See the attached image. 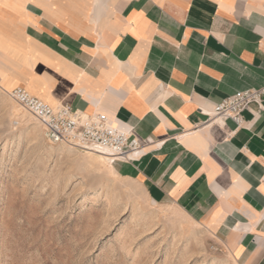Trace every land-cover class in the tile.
<instances>
[{
	"label": "crops",
	"instance_id": "0c3cea01",
	"mask_svg": "<svg viewBox=\"0 0 264 264\" xmlns=\"http://www.w3.org/2000/svg\"><path fill=\"white\" fill-rule=\"evenodd\" d=\"M264 0H0V89L105 113L141 148L118 171L173 205L235 264H264Z\"/></svg>",
	"mask_w": 264,
	"mask_h": 264
},
{
	"label": "rangeland",
	"instance_id": "374dc122",
	"mask_svg": "<svg viewBox=\"0 0 264 264\" xmlns=\"http://www.w3.org/2000/svg\"><path fill=\"white\" fill-rule=\"evenodd\" d=\"M95 154L50 143L0 89V264H235L181 209L150 202L120 159Z\"/></svg>",
	"mask_w": 264,
	"mask_h": 264
},
{
	"label": "built area",
	"instance_id": "2783aa9c",
	"mask_svg": "<svg viewBox=\"0 0 264 264\" xmlns=\"http://www.w3.org/2000/svg\"><path fill=\"white\" fill-rule=\"evenodd\" d=\"M41 124L47 140L72 148L96 152L115 159H130L141 148V142L131 131L115 123L105 113H86L69 104L51 105L23 87L8 93ZM264 85L239 90L214 104L209 118L213 122L243 123V112L251 104L262 105Z\"/></svg>",
	"mask_w": 264,
	"mask_h": 264
},
{
	"label": "bare ground",
	"instance_id": "6f19581e",
	"mask_svg": "<svg viewBox=\"0 0 264 264\" xmlns=\"http://www.w3.org/2000/svg\"><path fill=\"white\" fill-rule=\"evenodd\" d=\"M9 93V92H8ZM91 153H96V152H91ZM98 156L103 157V158H107V159H115L113 156H109V155H105V154H101V153H96ZM95 154V155H96ZM102 159V158H101ZM108 161V160H107Z\"/></svg>",
	"mask_w": 264,
	"mask_h": 264
}]
</instances>
